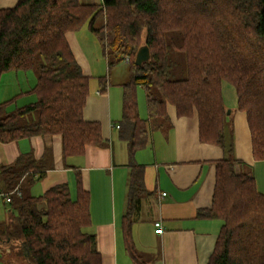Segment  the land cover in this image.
<instances>
[{
	"label": "trees",
	"instance_id": "1",
	"mask_svg": "<svg viewBox=\"0 0 264 264\" xmlns=\"http://www.w3.org/2000/svg\"><path fill=\"white\" fill-rule=\"evenodd\" d=\"M86 23L109 69L130 58V80L122 86L120 134L130 156L122 229L134 264H148L132 236L133 214L148 194L144 168L134 158L147 144L148 122L154 129L170 127L169 105L180 117L196 112L200 140L225 154L216 163L212 206L198 213L199 218L222 221L208 264H264V194L252 171L237 170L242 164L235 158L222 93L223 82L233 85L238 109L247 116L253 157L263 161L264 0H18L13 8H0V79L10 71L37 73L34 103L14 112L0 106V141L60 135L65 159L85 154L88 146L104 145L101 124L84 120L90 78L67 39ZM169 32L181 33L178 49L186 58V78L172 77ZM143 46L149 48L150 59L137 66L136 54ZM102 85L105 91V80ZM138 88L145 91L147 119L139 113ZM33 114L35 119L30 118ZM75 172L74 200L66 183L39 197L24 193L47 173L46 165L31 154L2 168L4 191L21 192L13 194L11 202L19 200L18 227L6 231L5 239L19 243L31 264H102L96 237L86 231L91 225L90 193L82 186L79 170Z\"/></svg>",
	"mask_w": 264,
	"mask_h": 264
},
{
	"label": "crops",
	"instance_id": "2",
	"mask_svg": "<svg viewBox=\"0 0 264 264\" xmlns=\"http://www.w3.org/2000/svg\"><path fill=\"white\" fill-rule=\"evenodd\" d=\"M17 2L0 0V8H13ZM85 28L68 33L67 39L83 74L90 78L84 120L101 124L104 145L88 146L85 154L65 159L60 135L0 141V190L6 189L2 168L31 154L46 165L47 173L43 179L25 187L27 195L39 197L50 188L66 183L75 200V169H78L82 186L91 197V225L86 231L96 237L102 264H134L122 229L130 156L128 143L121 138V128H117L121 110L118 90L112 84L113 74L115 86L119 87L125 84V76L120 65L109 69L98 39ZM104 80L106 90L102 91ZM36 85L37 73L33 70L3 74L0 106L5 105L7 112H14L34 103L37 98L32 91ZM236 107L237 110L227 113L226 121L231 123L228 131L232 133L235 158L242 164L237 165V170L252 171L258 191L264 194V160L256 161L253 157L247 116L238 109L237 97ZM167 113L170 127L154 129L148 122L147 144L135 154L134 162L144 168L148 194L142 197L139 210L133 214L134 245L148 264H208L222 221L199 218L198 213L212 206L216 163L224 158V150L200 140L196 112L190 117H180L175 107L169 105ZM147 117L148 110L143 119ZM7 206L13 205L0 203V233L7 225ZM156 222L162 223V234L156 232ZM5 236L0 237L3 240L0 241V264H31L22 255L20 244L9 242Z\"/></svg>",
	"mask_w": 264,
	"mask_h": 264
},
{
	"label": "rangeland",
	"instance_id": "3",
	"mask_svg": "<svg viewBox=\"0 0 264 264\" xmlns=\"http://www.w3.org/2000/svg\"><path fill=\"white\" fill-rule=\"evenodd\" d=\"M79 1H80V3H83V4H100L101 3V0H79ZM84 26H87V28H85V30L90 31L88 23H86ZM167 41L172 46L171 59L173 62H175V67L173 70V76L172 77L174 79L186 78V76H187L186 58H185L184 53L178 49L179 45L181 44V33L180 32H169L167 34ZM116 67H114V68H116ZM120 68H121V70L125 76L123 83H127L130 80L129 67L127 64L123 63L120 65ZM112 84H113V88H116L118 90L117 92L119 93L118 94L119 99H117V100H118L119 110H121V113H120V118L118 117L119 119L118 118L117 119L120 121L122 119L123 88L119 87V86H115L117 84V81L115 79L114 74L112 77ZM222 93H223L225 107L227 110L226 112L228 113L230 110H237L236 94H235V90H234L233 85L230 84L229 82H223ZM137 101H138V106H139L138 107L139 113H140L141 118L143 119L146 117V110H147L146 96H145V91L143 88H138V90H137ZM30 118L35 119L36 114H33ZM227 128L228 129L231 128L230 122H229V124H227ZM26 191L27 190H25V193L27 194ZM18 205H19V200H16L15 205L9 206V207L7 206L5 209V211H6L5 223L7 225L4 228L3 227L1 228V230L4 231L1 234L4 236L7 235V234H5V231L15 230L18 227L17 226V208H18ZM9 227H10V229H9Z\"/></svg>",
	"mask_w": 264,
	"mask_h": 264
},
{
	"label": "built area",
	"instance_id": "4",
	"mask_svg": "<svg viewBox=\"0 0 264 264\" xmlns=\"http://www.w3.org/2000/svg\"><path fill=\"white\" fill-rule=\"evenodd\" d=\"M129 61H130V58L127 57L125 60H124V63L125 64H129ZM117 128H120V126H118ZM17 195V196H21V192L18 190V188H16L13 192H5L3 190H0V203H3V204H10L12 202V195ZM162 196H166L165 193L162 194ZM155 227H156V232L158 234H162L163 231H164V228L162 226V223L161 222H156L155 223Z\"/></svg>",
	"mask_w": 264,
	"mask_h": 264
},
{
	"label": "water",
	"instance_id": "5",
	"mask_svg": "<svg viewBox=\"0 0 264 264\" xmlns=\"http://www.w3.org/2000/svg\"><path fill=\"white\" fill-rule=\"evenodd\" d=\"M150 59V50L147 46H143L139 49L136 54L135 64L137 66L142 65L144 62H147ZM230 112H228L229 114Z\"/></svg>",
	"mask_w": 264,
	"mask_h": 264
}]
</instances>
